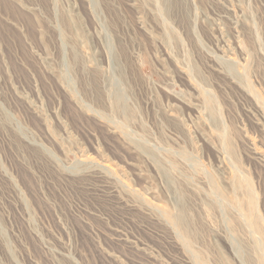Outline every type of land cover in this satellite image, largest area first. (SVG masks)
Instances as JSON below:
<instances>
[{
    "label": "rangeland",
    "instance_id": "obj_1",
    "mask_svg": "<svg viewBox=\"0 0 264 264\" xmlns=\"http://www.w3.org/2000/svg\"><path fill=\"white\" fill-rule=\"evenodd\" d=\"M0 264H264V0H0Z\"/></svg>",
    "mask_w": 264,
    "mask_h": 264
},
{
    "label": "bare ground",
    "instance_id": "obj_2",
    "mask_svg": "<svg viewBox=\"0 0 264 264\" xmlns=\"http://www.w3.org/2000/svg\"><path fill=\"white\" fill-rule=\"evenodd\" d=\"M117 100H121L119 97L116 98Z\"/></svg>",
    "mask_w": 264,
    "mask_h": 264
}]
</instances>
